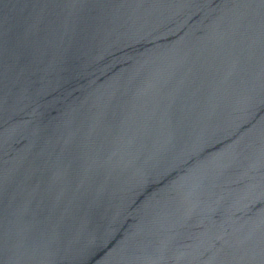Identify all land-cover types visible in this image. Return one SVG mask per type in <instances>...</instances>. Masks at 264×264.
<instances>
[{
    "label": "water",
    "instance_id": "water-1",
    "mask_svg": "<svg viewBox=\"0 0 264 264\" xmlns=\"http://www.w3.org/2000/svg\"><path fill=\"white\" fill-rule=\"evenodd\" d=\"M0 264H264V0H0Z\"/></svg>",
    "mask_w": 264,
    "mask_h": 264
}]
</instances>
